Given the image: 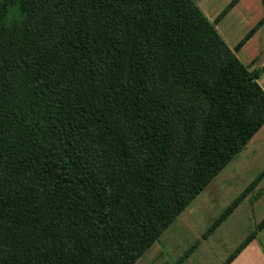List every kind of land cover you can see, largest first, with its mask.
<instances>
[{
    "label": "trees",
    "instance_id": "1",
    "mask_svg": "<svg viewBox=\"0 0 264 264\" xmlns=\"http://www.w3.org/2000/svg\"><path fill=\"white\" fill-rule=\"evenodd\" d=\"M263 70L193 0H0V264H135L264 125Z\"/></svg>",
    "mask_w": 264,
    "mask_h": 264
},
{
    "label": "rangeland",
    "instance_id": "2",
    "mask_svg": "<svg viewBox=\"0 0 264 264\" xmlns=\"http://www.w3.org/2000/svg\"><path fill=\"white\" fill-rule=\"evenodd\" d=\"M193 1L245 67L250 71L254 68L262 69L264 25L245 44L243 51L236 53L233 50L244 34L263 16L264 0H248L249 6L244 4L245 7H241L245 8L244 16L236 19L237 13H230V10L226 15H231L222 21L224 15L218 22L215 19L230 0ZM255 52H259V57L249 60ZM259 84L264 91V74ZM263 170L264 125L246 144L245 149L176 217L135 264H224L234 248L264 217V177L219 227L211 233L208 229ZM258 194V199H255ZM241 253L233 264H264V229L257 233Z\"/></svg>",
    "mask_w": 264,
    "mask_h": 264
},
{
    "label": "crops",
    "instance_id": "3",
    "mask_svg": "<svg viewBox=\"0 0 264 264\" xmlns=\"http://www.w3.org/2000/svg\"><path fill=\"white\" fill-rule=\"evenodd\" d=\"M245 1H246V3H245ZM247 1H248V0H239L238 3H237L232 9H230L231 11L229 10L230 13H237V14H236V19H237L238 17H240L241 15L244 16L243 12H245V8H241V7H245L244 4H246L247 6H249ZM198 8H199V7H198ZM246 8H247V7H246ZM246 11H247V10H246ZM248 12H249V11H248ZM230 13H229V14H230ZM229 14L226 15L222 21H224L225 18L229 16ZM230 15H231V14H230ZM263 16H264V14H263ZM263 16H262V17H263ZM262 17H261V18H262ZM261 18H260V19H261ZM260 19H259V20H260ZM259 20H258V21H259ZM258 21H257V22H258ZM257 22H256V23H257ZM256 23H255V24H256ZM263 25H264V23H263ZM263 25H262V26H263ZM262 26H261V28H262ZM261 28H260V29H261ZM260 29H259V30H260ZM259 30H258V31H259ZM258 31H257V32H258ZM247 32H248V31H247ZM247 32H246V33H247ZM257 32H256V33H257ZM246 33H245V34H246ZM256 33H255V34H254V35H253V36H252V37H251L246 43H248V42H249V41H250V40L256 35ZM245 34H244V35H245ZM241 39H242V38H241ZM246 43H245V44H246ZM245 44H244L243 47H242L239 51H237L236 53H239V52L243 51V48H244ZM258 54H259V52H255L251 57H249V60H251V59H253V58H256V57L258 58V57H259ZM259 55H260V54H259ZM261 61H262V63H263V62H264V58H263ZM259 63H260V62H259ZM262 66H264V65L262 64ZM254 69L256 70V69H258V68H254ZM254 69H253V70H254ZM248 70H249V69H248ZM260 70H261V69H260ZM249 71H250V70H249ZM263 72H264V70L260 72V75H261V73H263ZM263 74H264V73H263ZM263 74H262V75H263ZM260 75H259L260 78L258 77V79H257L258 84H259V79H261V76H262V75H261V76H260ZM259 85H260V84H259ZM241 254H242V253H241ZM241 254H240V255H241ZM237 259H238V258H236L235 261H236ZM235 261H233V263H234ZM233 263H232V264H233Z\"/></svg>",
    "mask_w": 264,
    "mask_h": 264
}]
</instances>
